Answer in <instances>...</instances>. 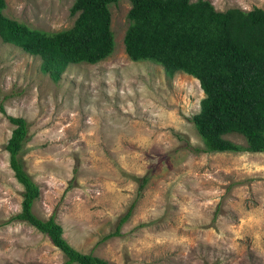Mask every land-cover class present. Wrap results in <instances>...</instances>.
Returning <instances> with one entry per match:
<instances>
[{
  "label": "rangeland",
  "instance_id": "rangeland-1",
  "mask_svg": "<svg viewBox=\"0 0 264 264\" xmlns=\"http://www.w3.org/2000/svg\"><path fill=\"white\" fill-rule=\"evenodd\" d=\"M5 14L32 28L71 26L74 0H6ZM264 8V0H210ZM131 0L111 4L113 52L70 62L58 79L40 56L0 37V100L30 123L22 154L40 195L76 248L110 264H264V150L199 151L192 121L198 79L132 60L125 49ZM14 124L0 110V264H62L50 237L24 221L20 182L6 144ZM225 137L245 144L238 133ZM149 176L143 186L135 177ZM132 214L119 227L132 201ZM78 264V263H73Z\"/></svg>",
  "mask_w": 264,
  "mask_h": 264
},
{
  "label": "trees",
  "instance_id": "trees-1",
  "mask_svg": "<svg viewBox=\"0 0 264 264\" xmlns=\"http://www.w3.org/2000/svg\"><path fill=\"white\" fill-rule=\"evenodd\" d=\"M119 0H74L73 24L59 30L32 28L4 12L0 0V37L40 56L41 70L58 79L70 62H97L114 50L111 4ZM129 26L124 42L128 57L162 65L169 75L182 70L198 79L202 90L194 122L203 141L199 151L264 150V8L231 6L216 9L210 0H131ZM0 110L15 125L6 149L15 178L23 187L21 209L12 220L24 221L48 235L62 250V264H110L93 253L76 248L64 235L53 211L46 219L33 212L40 195L38 184L25 167L22 154L30 123L9 114L0 100ZM241 134L245 144L227 133ZM143 186L149 176L135 177ZM133 200L120 216L118 229L132 214Z\"/></svg>",
  "mask_w": 264,
  "mask_h": 264
}]
</instances>
